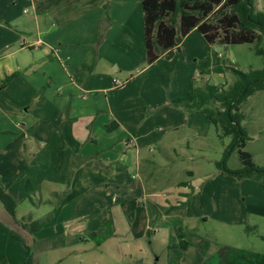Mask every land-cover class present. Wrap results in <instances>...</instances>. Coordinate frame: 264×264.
I'll return each instance as SVG.
<instances>
[{"label": "crops", "instance_id": "crops-1", "mask_svg": "<svg viewBox=\"0 0 264 264\" xmlns=\"http://www.w3.org/2000/svg\"><path fill=\"white\" fill-rule=\"evenodd\" d=\"M140 2L0 0V84L17 73L0 89V98L15 84L13 93L28 104L22 113L17 111L20 108H6L0 102V181L5 178L8 187L23 173L31 184L40 179L38 183L54 196L72 172L70 198L60 206L84 197L83 211L95 208L97 216L106 212L98 228L111 222L115 232L119 225L130 232L137 205L145 208L147 204L149 210L154 206L165 219L150 210L148 225L157 220L164 233L161 239L151 238L147 228L149 244L165 245L168 256L180 229L169 225L168 219L184 207L188 190L177 183L166 193L152 192L141 179L134 181L128 175H138V149L152 147L160 132L178 133L182 128L198 132L199 127L208 126L203 114L189 115L170 101L201 87L193 73L203 78L211 67L201 61L212 55L220 57L192 31L169 55L147 65ZM88 7L95 8L89 30L64 28L74 13H83ZM54 9L55 16L44 14ZM38 15L45 18L39 20ZM53 18L59 21L58 29L49 24ZM64 19L68 20L64 23ZM113 80L122 85L115 87ZM16 134H23L25 142L18 140L17 153L10 156L8 149L12 140H17ZM139 197L142 201L138 202ZM70 208L72 212L80 210L79 206ZM135 237L131 236V241ZM192 240L199 243L196 237ZM133 243L137 242L127 244L131 258L143 262L141 250ZM195 249L191 264H197L205 253ZM180 257L176 254V259Z\"/></svg>", "mask_w": 264, "mask_h": 264}, {"label": "rangeland", "instance_id": "rangeland-1", "mask_svg": "<svg viewBox=\"0 0 264 264\" xmlns=\"http://www.w3.org/2000/svg\"><path fill=\"white\" fill-rule=\"evenodd\" d=\"M254 6L264 13V0H254ZM92 9L95 10L94 7H88L83 13H74L64 28L71 31L89 30L94 22ZM26 10L30 15V8ZM54 13L55 9L44 12L55 16ZM38 16L39 20L41 16L45 18L43 15ZM67 20L64 19V23ZM50 23H53V29L60 27L56 18L50 20ZM195 35L201 36L199 33ZM211 47L219 53V63L224 69L227 67L248 72L264 67V38L259 44L263 55L256 54L254 44L215 43ZM204 74L200 79L193 73L198 86L209 84L226 88L235 80L230 69H225L223 73ZM14 86H10L0 102L6 108L17 107L20 108L18 112L25 113L27 101L16 97L12 91ZM239 108L244 117L241 126L248 137L241 150L250 154L254 165L264 167V90L251 95ZM24 137L23 134L15 135L17 140H12L13 145L8 149L10 156H15V145L18 140L25 142ZM229 143L230 137L221 136V132L208 123L206 128L199 127L198 132H190L185 128L178 133L160 132L152 147L138 149V175L134 174L132 178L133 174H129V179H141L145 188L152 192L166 193L177 183L184 184L188 190L184 207L168 219L169 225L180 228L175 245L172 244L168 250V256L165 245L156 242L149 244L147 228L151 238H163L164 231L156 223L157 220H152L148 225V214L151 211L154 214L158 212L160 219H165V214L161 210L156 211L154 206H151L150 211L146 199L145 208L139 204L132 214L134 221L128 230L130 232L124 231L121 225L115 232L112 225L111 235L101 232L93 236V233L101 229L98 227L106 212L101 211L97 216L95 208L89 213L83 211L86 205L84 197L61 207L66 204V198H70L67 193L71 177L69 182L64 178L54 196L48 193L45 185L38 183L40 179L31 184L24 179L23 173L17 175L18 180L16 177L9 182L8 187L7 180L2 178L0 193L8 198L7 203H2L0 199V264H26L24 245L30 248L32 264H156V261L157 264H191L196 247L200 248L199 254L201 249L205 252L197 264H218V252L224 248L264 253L261 238L264 236V185L252 178L238 179L226 175L217 169L216 165L221 162ZM132 151L135 152L134 149ZM226 166L230 170L241 168L238 150L229 155ZM27 182L29 187L26 186ZM197 189L199 191L196 192ZM137 201H142V197ZM70 205L79 206L80 210L72 212ZM180 234L183 235L182 241L187 243L186 250L180 246ZM131 236H137L134 239L137 243L133 244H137L141 250V256L145 258L143 262L131 258L133 254L127 249V244L134 242ZM192 237H196L199 243H195ZM176 254L181 255L180 259H176Z\"/></svg>", "mask_w": 264, "mask_h": 264}, {"label": "trees", "instance_id": "trees-1", "mask_svg": "<svg viewBox=\"0 0 264 264\" xmlns=\"http://www.w3.org/2000/svg\"><path fill=\"white\" fill-rule=\"evenodd\" d=\"M146 64L151 65L161 57L177 48L192 31L198 32L209 45H256V54L263 55L259 44L264 38V13L256 10L254 0H141ZM217 55L201 61L214 73H223L230 69L235 80L228 87L206 84L193 87L190 92L170 104L184 109L189 115L203 114L209 123L221 132V136L230 137V143L223 153L217 169L238 179L252 178L264 185V167L253 164L251 156L241 149L248 140L241 126L244 119L240 105L256 92L264 90V67L243 72L235 68L220 66ZM204 72V73H205ZM17 76H6L0 84L5 87ZM238 150L241 168L230 170L226 166L229 155ZM72 172L67 174V181ZM27 187L30 184L27 182ZM7 196L0 193L2 203ZM113 233L112 223L93 233ZM180 246L186 250L187 243ZM264 242V236L261 237ZM26 264H32L30 248L24 245ZM218 264H264V253H255L237 248H224L218 252Z\"/></svg>", "mask_w": 264, "mask_h": 264}, {"label": "built area", "instance_id": "built-area-1", "mask_svg": "<svg viewBox=\"0 0 264 264\" xmlns=\"http://www.w3.org/2000/svg\"><path fill=\"white\" fill-rule=\"evenodd\" d=\"M114 86L115 87H120L122 83L119 80H113Z\"/></svg>", "mask_w": 264, "mask_h": 264}, {"label": "water", "instance_id": "water-1", "mask_svg": "<svg viewBox=\"0 0 264 264\" xmlns=\"http://www.w3.org/2000/svg\"><path fill=\"white\" fill-rule=\"evenodd\" d=\"M101 30H103V27H101Z\"/></svg>", "mask_w": 264, "mask_h": 264}]
</instances>
